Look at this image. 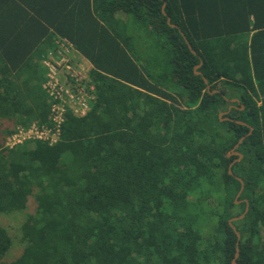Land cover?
Here are the masks:
<instances>
[{
	"label": "trees",
	"instance_id": "obj_1",
	"mask_svg": "<svg viewBox=\"0 0 264 264\" xmlns=\"http://www.w3.org/2000/svg\"><path fill=\"white\" fill-rule=\"evenodd\" d=\"M59 38L93 99L55 142L7 147L9 123H49ZM31 198L0 264H232L246 204L235 262L264 264V0H0V213Z\"/></svg>",
	"mask_w": 264,
	"mask_h": 264
},
{
	"label": "built area",
	"instance_id": "obj_2",
	"mask_svg": "<svg viewBox=\"0 0 264 264\" xmlns=\"http://www.w3.org/2000/svg\"><path fill=\"white\" fill-rule=\"evenodd\" d=\"M77 54L79 52L71 42L59 38L54 41L53 49L41 55L40 65L44 71L41 86L50 101L49 123L31 122L28 125L16 126L8 140H5L7 147L34 138L53 143L59 137L60 127L68 109L76 116L85 113L90 100L93 99V87L76 83L86 78L85 72L90 63L78 62Z\"/></svg>",
	"mask_w": 264,
	"mask_h": 264
},
{
	"label": "rangeland",
	"instance_id": "obj_3",
	"mask_svg": "<svg viewBox=\"0 0 264 264\" xmlns=\"http://www.w3.org/2000/svg\"><path fill=\"white\" fill-rule=\"evenodd\" d=\"M75 56V55H74ZM78 54L76 55V57ZM41 66V65H40ZM86 67V65H84ZM42 68V67H41ZM86 88V87H85ZM30 124V123H29ZM19 124L16 123H9L8 129L10 130V133L6 136V141L8 140L10 134L14 131L16 126ZM21 125V124H20ZM27 143L26 145H28ZM30 146V145H28ZM34 207V200L31 198L29 200L28 205L25 210L22 212H17L13 214H3L0 213V224L6 228L8 233L10 234L12 238V245L6 255V259L11 260L17 257L19 252L22 249V241L20 240V232H19V223L24 218V215L26 212H32Z\"/></svg>",
	"mask_w": 264,
	"mask_h": 264
},
{
	"label": "water",
	"instance_id": "obj_4",
	"mask_svg": "<svg viewBox=\"0 0 264 264\" xmlns=\"http://www.w3.org/2000/svg\"><path fill=\"white\" fill-rule=\"evenodd\" d=\"M163 7H164V2L162 3V7H161V8H162V11H163ZM166 22H167L171 27H176L175 24H173V23L170 22V19H169L168 16L166 17ZM182 36H183V38L185 39V41H186V43H187V46H188V48L190 49V51H191L192 53H195L194 49L191 47V44L187 41V39L185 38V36L183 35V33H182ZM199 65H200V63L196 64V65L194 66V68L196 69ZM195 72H196V73H199V72L196 71V70H195ZM204 81L206 82V79H204ZM208 88H209V86H207V89H208ZM212 91H217V90L214 89V90H212ZM229 101H230V102H238V100L235 99V98H231V99H229ZM231 106H232V105H230V106L227 108V110L219 112V113H218V116L225 115V114L228 112V110L230 109ZM241 107H242V106H241ZM223 119H228V117H223ZM236 122L247 125V124H246L245 122H243V121H239V120H237ZM247 127H248V131H247V133H246L245 135L240 136V137L237 139V141L233 144V146L229 149V151L226 153V156L237 155V157L234 158V159L228 164V172H229V173H231L230 168H231V165L233 164V162L239 160V159L241 158V156H242V154H241L240 152H238V151L236 150V148L238 147V145H239V143L242 141V139H243L246 135H248V134L251 133L252 127H251L250 125H247ZM236 178H237L238 181L240 182V188H239V190L237 191V193H236V195H235V197H238L239 194H240V192H241V190H242L243 182H242V180H241L239 177H236ZM235 202H238V201L236 200ZM246 211H247V204H246L244 210L242 211V213H240L239 215L234 216V217H232V218L229 219L230 227L232 228V230L234 231V233H235V235H236V246H235V253H234V256H233V259H232V264H238L237 262H235V258L238 256V246H237V242H238V239H239V232L235 229L234 225L231 224V221H234V220H237V219H239V218H242V217L244 216V214H245Z\"/></svg>",
	"mask_w": 264,
	"mask_h": 264
},
{
	"label": "crops",
	"instance_id": "obj_5",
	"mask_svg": "<svg viewBox=\"0 0 264 264\" xmlns=\"http://www.w3.org/2000/svg\"><path fill=\"white\" fill-rule=\"evenodd\" d=\"M77 61L82 62V63H84V62L89 63L88 60L85 57H83L80 53L77 56Z\"/></svg>",
	"mask_w": 264,
	"mask_h": 264
},
{
	"label": "bare ground",
	"instance_id": "obj_6",
	"mask_svg": "<svg viewBox=\"0 0 264 264\" xmlns=\"http://www.w3.org/2000/svg\"><path fill=\"white\" fill-rule=\"evenodd\" d=\"M91 69V68H90Z\"/></svg>",
	"mask_w": 264,
	"mask_h": 264
}]
</instances>
